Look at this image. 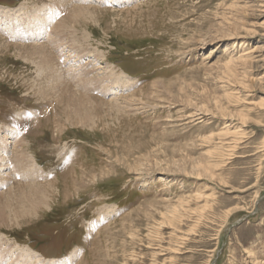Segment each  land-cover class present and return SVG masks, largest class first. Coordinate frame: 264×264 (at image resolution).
Returning a JSON list of instances; mask_svg holds the SVG:
<instances>
[{
    "label": "rangeland",
    "instance_id": "rangeland-1",
    "mask_svg": "<svg viewBox=\"0 0 264 264\" xmlns=\"http://www.w3.org/2000/svg\"><path fill=\"white\" fill-rule=\"evenodd\" d=\"M0 128L49 185L0 227L9 264H264V0H0Z\"/></svg>",
    "mask_w": 264,
    "mask_h": 264
},
{
    "label": "bare ground",
    "instance_id": "bare-ground-1",
    "mask_svg": "<svg viewBox=\"0 0 264 264\" xmlns=\"http://www.w3.org/2000/svg\"><path fill=\"white\" fill-rule=\"evenodd\" d=\"M78 1H81V0H78ZM72 10L73 11L69 14L73 15V17L77 20L78 19L80 20L81 16H91L93 14V12L90 9H84V8L81 9V6H76V8L74 6L72 7ZM69 23L70 22L68 20L66 22L63 21V26L67 31H69V35L70 34L72 35L70 28L73 29V26ZM66 47H67V43H64V41L61 42L57 46V49L61 51L59 55H62L66 59L69 58V60L71 61L72 58H76V57L68 56L67 55L68 52L66 53ZM36 52L37 50L34 49L32 54H35ZM73 53L77 55L78 59H80L79 53H77L76 51ZM57 55L58 54H56V56ZM56 56L53 54H50L49 56H42L40 58L36 57L38 60V68L39 70H41L40 74H42V76L45 75L47 79L50 78L52 75V77H54L56 81L62 82L64 80H67L68 76L66 77V79L63 78V74L66 73L65 72L66 70L62 68L63 66L61 67L60 64H58L56 60ZM247 57H250V56H247ZM120 75L117 76L116 74L111 73V75L108 76V78H112L113 81L105 84L103 90L101 91V97L106 96V95L108 96L109 94L112 93L111 99H115L114 97L117 96L119 91L128 88V86L126 85L129 84V82L127 83L125 82V80L124 82H120L121 81ZM87 76H88V73H86V77ZM102 79L103 78H97L98 83L101 82ZM81 83H84V79L81 80L80 84ZM58 85L59 84L57 83L54 91H56V93L64 92L65 90H62L61 86H58ZM121 85H123L122 88H121ZM42 91H43L42 94L41 93L40 94L44 96H46V93H49L47 91H44L43 89ZM76 91L69 92V90H67L66 96L64 95L63 97L62 96L60 97L59 95L56 94V98H58L60 102L65 101L64 112H67L68 107H71L72 110L74 109L73 112H74L75 117H73V119L74 118L79 119L78 121H76L77 123L83 122V120H80V117H85V120L86 118L90 117L89 122H91L92 118L94 117L93 114H94L95 106L93 104L95 103V100H93V96H91L90 94H86V93L84 94L81 90H79V92H76ZM48 96H50V93ZM87 103L90 104L89 107L87 106ZM98 104H97V107H98ZM66 117H67V120L70 119L71 122L73 121L72 117H70L68 114ZM6 130L7 129H5V131H2V129L0 128V187L3 184L7 185L6 190L0 192V227L5 225L8 219L18 220V219L25 217L26 215H33L37 210H39L43 205L46 204L47 200H49L48 199L49 196L46 193V190H47L46 187L49 186L48 183L41 182L42 179L37 177V174L40 172L36 167L30 164V160L33 159L31 155L27 156L20 150L23 144L22 141L24 139L22 138L18 139L17 136L14 134L16 132L15 130H12L11 132L10 130H7V131ZM10 145L14 146L13 148L14 153L12 156V160L10 158L11 153L9 151ZM6 150L8 151L6 152ZM18 156H20V158H17ZM7 163L9 164V166L6 165ZM9 169H12L16 173V176L13 175L15 176V178L12 177V175H10ZM7 179H10L11 181L9 180L10 181L9 182ZM1 239L2 238H0V240ZM5 251L9 252L8 250H5ZM1 252L2 251L0 248V262H2V264H9L8 261L3 260L4 256L8 254L1 253ZM31 257L32 256H26L25 254H20V255H16L12 257V260L14 264L15 263L28 264V263H31L28 260V259H31ZM33 264H36V263H33Z\"/></svg>",
    "mask_w": 264,
    "mask_h": 264
}]
</instances>
